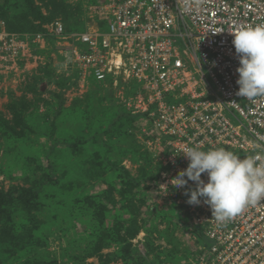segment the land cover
Listing matches in <instances>:
<instances>
[{
  "label": "rangeland",
  "instance_id": "obj_1",
  "mask_svg": "<svg viewBox=\"0 0 264 264\" xmlns=\"http://www.w3.org/2000/svg\"><path fill=\"white\" fill-rule=\"evenodd\" d=\"M109 4L0 0V17L14 32L60 21L83 33L106 24ZM27 49L0 60V264H197L204 240L155 186L161 147L141 118L122 120L133 83L118 91L64 88L59 75L36 81L49 63L60 74L68 67Z\"/></svg>",
  "mask_w": 264,
  "mask_h": 264
},
{
  "label": "built area",
  "instance_id": "obj_2",
  "mask_svg": "<svg viewBox=\"0 0 264 264\" xmlns=\"http://www.w3.org/2000/svg\"><path fill=\"white\" fill-rule=\"evenodd\" d=\"M256 25H264V0H110L106 24L95 31L67 32L57 21L45 33L17 35L0 20V60L26 56L29 47L57 55L68 69L60 74L51 65L55 74H71L77 87L108 84L119 91L132 82L127 111L142 116L147 141L161 147L157 191L202 228L197 264H264V201L222 223L203 200L186 202L194 182L181 189L169 184L188 165L186 146L223 147L243 158L264 145V95L236 94L239 58L232 44L235 30ZM201 179L207 182L206 174ZM161 185H168L166 195Z\"/></svg>",
  "mask_w": 264,
  "mask_h": 264
},
{
  "label": "clouds",
  "instance_id": "obj_3",
  "mask_svg": "<svg viewBox=\"0 0 264 264\" xmlns=\"http://www.w3.org/2000/svg\"><path fill=\"white\" fill-rule=\"evenodd\" d=\"M232 44L238 56L236 69L240 97L249 99L264 95V25L241 27L232 33ZM255 154L241 157L223 147L202 150L186 146L183 157L187 167L169 181L173 189H187L189 205L207 204L218 222H226L242 213L248 206L264 201V145L256 144ZM206 174L207 182L201 179ZM186 178V179H185ZM163 195L168 185H161Z\"/></svg>",
  "mask_w": 264,
  "mask_h": 264
},
{
  "label": "trees",
  "instance_id": "obj_4",
  "mask_svg": "<svg viewBox=\"0 0 264 264\" xmlns=\"http://www.w3.org/2000/svg\"><path fill=\"white\" fill-rule=\"evenodd\" d=\"M0 20L5 23L6 31L8 33L17 34V35L45 33L46 32L45 26L51 24V23H49V24L43 25L41 28H39L37 30H33V31L14 32V31H12V30L9 29V27H8L7 22L5 21V19H3L2 17H0ZM62 23H63L66 31L67 32H71V29H69L66 26V23H64V22H62ZM78 29H81V28H78ZM47 41L49 42V44L50 43L52 44V42H53V40L51 38L48 39ZM42 71L43 72L41 74V77L40 76L39 77L36 76V77H33L32 79L33 80H36V81H40L41 79H50V82H52V78H53L54 75L56 76V74H55V69L52 68L51 64H47V66L45 68H43ZM59 76H60L59 77V81L60 82H58L57 85L63 86L64 88H66V87L69 88L70 86H75V82H73V83L70 84V79L69 78H66L64 75H59ZM98 86H100V85H98ZM120 111L122 112V114L124 116V118L122 117L123 119L121 118L122 120H124L125 118H132V119H137V117L142 118V116H140V115L139 116H132V115H130L128 113L126 114L125 111H124V109L123 110H120ZM129 128L130 127H127L126 128L125 133L128 134V135L129 134H133V129H129ZM160 172H161V166H160ZM160 172L157 175H155L156 176V177H154L155 180L159 177ZM187 217H189V216L187 215ZM186 229L192 231L193 233H195L197 235H199V242L202 241V240H204L203 235H202V228L193 227L192 225H189V226L186 227ZM197 256H198V254L196 255V257Z\"/></svg>",
  "mask_w": 264,
  "mask_h": 264
}]
</instances>
